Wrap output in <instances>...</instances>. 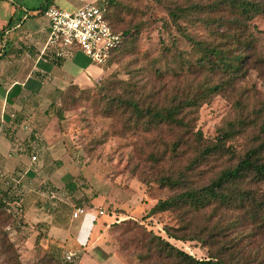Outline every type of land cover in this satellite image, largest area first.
Masks as SVG:
<instances>
[{"label":"rangeland","instance_id":"374dc122","mask_svg":"<svg viewBox=\"0 0 264 264\" xmlns=\"http://www.w3.org/2000/svg\"><path fill=\"white\" fill-rule=\"evenodd\" d=\"M239 1L257 7L249 13L251 19L233 25L222 23L238 15L228 0H113L109 19L127 33L126 43L105 64H95L105 68L97 82L68 86L34 115L36 132L50 125L49 135L61 136L55 150L67 152L81 168L57 178V187H52L61 203L57 209L88 205L82 194L86 189L91 197L108 194L118 203L127 201L129 206L121 209L101 204L106 214L114 215L108 244L125 264H177L158 257L150 244L154 235L198 260L212 254L220 255L224 264H264V222L252 221L243 209L214 203L150 211L159 200L210 183L248 150L256 148L264 162V0ZM182 8L188 10L186 17L174 21L169 11ZM185 24L188 35L207 46L227 47V33L247 30L256 38L253 55L236 75L213 71L209 63L197 67L204 51L182 36ZM119 80L127 82V91ZM130 89L145 104L180 107L178 117L188 129L167 123L146 131L116 104L110 113L105 111L107 99L130 95ZM222 133H227L222 149L204 154ZM166 177L177 184L163 183ZM239 186L264 191V181L246 179ZM1 212L0 264L39 263L45 253L34 248L33 230L21 212L9 205ZM165 228L193 239L168 237Z\"/></svg>","mask_w":264,"mask_h":264},{"label":"crops","instance_id":"0c3cea01","mask_svg":"<svg viewBox=\"0 0 264 264\" xmlns=\"http://www.w3.org/2000/svg\"><path fill=\"white\" fill-rule=\"evenodd\" d=\"M96 1L0 0V195L8 199L2 173L27 170L18 191L20 212L33 230L34 248L57 259H62L66 251H77V264H125L108 244L114 215L106 214L101 204L121 209L129 206L127 201L118 203L116 196L108 194L91 197L86 189L82 194L88 205L57 209L61 203L54 198L56 193L50 196L42 183L56 188L57 178L81 168L67 152L55 150L61 136L49 135L50 125L43 127V132H36L31 125L40 107L63 93L68 85L88 87L105 73L104 66L87 61L76 47L65 48L61 58L54 57L51 48L42 52L48 35L44 9L55 5L75 10ZM32 154L38 158L35 163L31 162ZM48 160L55 162L47 163ZM76 207H83L85 213L73 217ZM100 210L103 214H99Z\"/></svg>","mask_w":264,"mask_h":264},{"label":"trees","instance_id":"16d2710c","mask_svg":"<svg viewBox=\"0 0 264 264\" xmlns=\"http://www.w3.org/2000/svg\"><path fill=\"white\" fill-rule=\"evenodd\" d=\"M112 2L113 0H107L105 17L113 30L121 33L122 42L119 44V46L112 50L109 58L114 51L121 48L127 41V33L116 29L114 24H112L109 19V7ZM228 4L232 10L238 13V15L234 18L224 20L222 23L230 22L233 25H240L242 22L251 19L252 16L249 13L251 11H255L257 7L255 4L249 1L228 0ZM187 11L188 10H185L184 8L180 9L179 13L170 10L169 15L175 21L178 18L186 17ZM239 29L240 28H237L233 32L226 34V38L232 43L229 44L228 42L227 47H222L220 45L207 46L202 44L201 41L193 40V38L187 33L186 24L183 25L181 34L183 37L187 38L189 42L193 43L195 47L201 48L204 51L202 58H199V62L196 63L197 67H202L205 65V63H209V67L213 71L227 72L236 75L242 70V64L247 63L252 57L256 40L251 32H246L247 30ZM223 31L226 32L227 29L225 28ZM204 59H206V61H204ZM243 73L244 70L241 74ZM119 83L121 84L123 91H127V82L124 80H119ZM214 88L216 89L217 87ZM129 91L130 95L126 94L123 98L121 96H117L114 99H107L106 105L104 106L105 111L110 113V111L115 108L114 105L116 104L117 108L121 109L122 113H127L131 119L134 118V123L137 126L140 127V124L145 125L146 131L155 126H163L167 123H172L176 127L184 128L185 130L188 129V126L184 124L182 118L178 117L180 116V107H155L151 104H145L144 101L142 102L140 100L141 98H135L131 89ZM129 120L130 119H128V121ZM196 133L199 134L200 132ZM226 135L227 133H222L221 135L216 136L215 144L212 146H207L204 150V154L210 151H220L222 149V139ZM199 137L200 136H197V138ZM246 179L247 181L253 183L264 181V162L262 163L259 161L258 150L256 148L248 150L245 155L240 160H238L235 166L223 169L215 179L210 181V183L199 188H188L187 190L170 196L164 200H159L150 211H165L180 207L200 209L205 208L206 206H211L214 203H218V205H228L231 208L243 209L247 217L252 221L263 223L264 191H256L252 189V187L241 188L239 184ZM162 181L163 183L172 186L177 184L176 180L169 177L163 178ZM4 206L5 203L3 197L0 195V215L3 214L1 211ZM165 232L168 237L174 238L176 240L183 241L193 239L192 237L186 235H176L171 232L169 228H165ZM36 237L37 239L35 240V244L37 245L40 235L38 234ZM150 244L156 251L158 257L173 259L177 264H224L223 259L219 257L220 255L214 256L210 254L207 259H195L187 252L177 248L160 236L154 235L150 240ZM10 247L11 244L8 243L6 248ZM2 254H4V252H2ZM13 264H19V262L16 260ZM37 264L63 263H61L51 254L45 253L39 258V263Z\"/></svg>","mask_w":264,"mask_h":264},{"label":"built area","instance_id":"2783aa9c","mask_svg":"<svg viewBox=\"0 0 264 264\" xmlns=\"http://www.w3.org/2000/svg\"><path fill=\"white\" fill-rule=\"evenodd\" d=\"M106 3L102 0L100 4L95 2L83 4L75 10L62 9L55 5H48L43 15L48 21V35L42 52L51 48L54 57L61 58L63 50L69 47L78 48L88 59L98 65L107 62L110 53L122 42V35L113 30L106 19ZM31 162L35 163L38 158L35 154L30 156ZM27 170L18 171L15 174L2 173L1 179L8 187V199L4 200L13 210H21V199L18 187L22 184ZM46 191L54 197L52 186L46 185ZM85 213L83 207H76L72 213L77 217ZM99 214H103L100 210ZM77 251H66L62 260L67 264H73L79 259Z\"/></svg>","mask_w":264,"mask_h":264}]
</instances>
